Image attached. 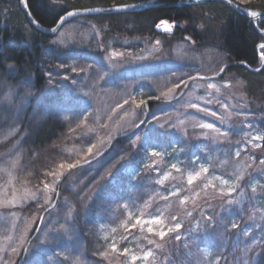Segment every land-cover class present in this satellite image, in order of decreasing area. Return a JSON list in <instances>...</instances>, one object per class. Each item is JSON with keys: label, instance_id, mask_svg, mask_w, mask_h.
<instances>
[{"label": "rangeland", "instance_id": "374dc122", "mask_svg": "<svg viewBox=\"0 0 264 264\" xmlns=\"http://www.w3.org/2000/svg\"><path fill=\"white\" fill-rule=\"evenodd\" d=\"M112 15L0 67V264H264L259 78Z\"/></svg>", "mask_w": 264, "mask_h": 264}, {"label": "trees", "instance_id": "16d2710c", "mask_svg": "<svg viewBox=\"0 0 264 264\" xmlns=\"http://www.w3.org/2000/svg\"><path fill=\"white\" fill-rule=\"evenodd\" d=\"M149 1L153 0H27V6L36 22L45 27H53L58 18L70 9L108 7ZM178 1L156 0L162 5L174 4ZM233 1L249 9L264 11V0ZM132 16L136 21L131 30L138 34H147V32L153 34V25L159 20L179 21V26L172 36L174 39L185 35L191 37L196 43L211 44L225 52L227 61L234 63L228 66L227 70H233L234 73L245 78H259L248 91L255 98L259 96L264 100V63L262 64L264 20L254 26L248 19L236 14L220 2L179 8L163 6L132 13ZM98 17L115 18L113 15ZM46 39L44 34L28 24L19 8V0H0V67L3 68L9 64L17 68V77L29 72L36 74V80L39 81L36 68L42 53L46 50ZM242 62L247 67L258 70H250L242 65ZM157 101L148 103V108L161 103ZM260 126L263 132L261 142L264 148V120ZM96 156L94 154L89 157V161ZM112 200H109V203Z\"/></svg>", "mask_w": 264, "mask_h": 264}, {"label": "water", "instance_id": "95a60500", "mask_svg": "<svg viewBox=\"0 0 264 264\" xmlns=\"http://www.w3.org/2000/svg\"><path fill=\"white\" fill-rule=\"evenodd\" d=\"M213 2H220L228 6L232 11H234L236 14L243 16L244 18L248 19L250 22L253 23L254 26L259 21L264 20V11L259 10H253L249 9L247 7H243L233 0H181L174 4L169 5H162L159 3H155V0L149 1V2H140V3H133V4H124V5H117V6H108V7H91V8H78V9H70L66 11L63 15H61L58 20L56 21L55 25L53 27H45L39 24L35 21V19L32 17L28 6H27V0H19V8L23 15L25 16L28 24L32 26L36 31L44 34L45 36H53L56 34L59 29L68 21H70L73 18L80 17V16H97V15H111V14H119V13H138L141 11H144L146 9L150 8H159V7H183V6H195V5H203ZM69 13H76V15H69ZM66 18V19H65ZM62 22V23H61ZM162 24H167L169 26H175L176 22H171L169 24L166 20L160 21ZM53 28H57V32H52ZM159 31L163 30L161 28L156 27ZM261 55V54H260ZM262 56V55H261ZM264 63V59L262 61ZM233 63H229L225 66H230ZM242 65L246 66L245 63H241ZM247 67V66H246ZM249 68V67H247ZM250 70H253L252 68H249ZM253 70V71H257ZM152 100V98L147 99L146 102ZM85 163V162H83ZM83 165V164H80Z\"/></svg>", "mask_w": 264, "mask_h": 264}, {"label": "snow or ice", "instance_id": "6c2138e0", "mask_svg": "<svg viewBox=\"0 0 264 264\" xmlns=\"http://www.w3.org/2000/svg\"><path fill=\"white\" fill-rule=\"evenodd\" d=\"M197 2H198V0H197ZM69 15L71 16V15H76V13H69ZM66 19V18H65ZM62 23V22H61ZM158 28H161L163 31H165V32H170L171 30H172V27L171 26H169V25H167V24H162V25H158L157 26ZM57 28H53L52 29V32H57ZM137 107H140V105H137ZM205 127H206V125H204ZM89 152H91L92 150L91 149H89L88 150ZM153 155H156L155 153H153ZM260 163L261 164H264V160H261L260 161ZM82 166V165H81ZM69 167H71V168H76L77 167V165L76 164H73V165H61V168H64L65 170H67ZM149 231H151V229H149ZM161 238H163V237H161ZM177 239H179V237H176ZM112 251H115V248H113L112 249ZM122 255H123V253H121ZM145 259H147V257H145Z\"/></svg>", "mask_w": 264, "mask_h": 264}, {"label": "bare ground", "instance_id": "6f19581e", "mask_svg": "<svg viewBox=\"0 0 264 264\" xmlns=\"http://www.w3.org/2000/svg\"><path fill=\"white\" fill-rule=\"evenodd\" d=\"M263 61V60H262Z\"/></svg>", "mask_w": 264, "mask_h": 264}]
</instances>
